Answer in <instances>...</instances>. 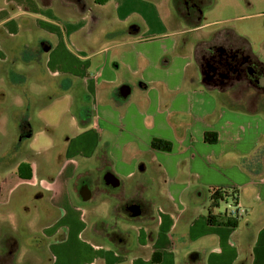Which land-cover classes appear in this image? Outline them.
Wrapping results in <instances>:
<instances>
[{
    "label": "crops",
    "instance_id": "1",
    "mask_svg": "<svg viewBox=\"0 0 264 264\" xmlns=\"http://www.w3.org/2000/svg\"><path fill=\"white\" fill-rule=\"evenodd\" d=\"M113 2L111 24L122 29L105 27L97 38L88 24L94 19L90 8L104 16L100 2L82 0V8L74 0H0V62L19 56L12 53L14 46L19 52L34 50L25 64L42 53L45 70L57 83L53 97H68L71 105L87 109L68 117L62 142L51 147L50 164L47 156L38 157L39 150L25 148L23 156L5 164L12 170L0 174V203L17 214L15 222L2 221L21 238L18 255L25 250L34 264L41 262L36 251L23 247V237L36 234L51 264L63 251L59 244L79 254L63 264H183V259L197 264L190 255L194 242L211 237L216 243L205 253L204 264H235L238 258L240 264H264V224L255 234L252 229L258 204L264 202V109L230 103L196 80L191 44H183L181 35L202 24L189 28L178 23L168 30L159 25L149 2ZM28 35H36L35 40L30 42ZM76 38L82 44L78 51L71 43ZM122 85L130 87L126 96L120 94ZM196 92L208 105L198 111L193 106ZM207 133L214 135L213 141L206 140ZM153 139L168 142L170 148L152 147ZM93 159L105 162L104 168L120 179L118 187H129L138 172L152 178L147 184L153 187L144 197L152 200L154 216L144 223L124 220L129 226H118L122 234H111L115 240L106 238L109 244L92 237V218L86 217L95 212L85 210L72 195L78 190L77 175L89 170ZM23 160L29 170L20 174L17 166ZM221 186L240 190L231 202L244 209L235 227L206 221L209 191ZM197 191H207L204 204ZM109 195L100 198L97 192L93 202L108 198L112 203ZM127 198L131 195L120 207ZM126 233L132 235L131 249L116 242ZM74 238L76 249L65 244ZM153 253L160 259H153Z\"/></svg>",
    "mask_w": 264,
    "mask_h": 264
},
{
    "label": "rangeland",
    "instance_id": "2",
    "mask_svg": "<svg viewBox=\"0 0 264 264\" xmlns=\"http://www.w3.org/2000/svg\"><path fill=\"white\" fill-rule=\"evenodd\" d=\"M74 1L77 3L80 2V4H82V0ZM89 1H91V4L92 1L100 2V6H102L104 9V16H101L100 12L96 11L98 13L97 16H94V19H92L88 24V29L93 30L95 37L99 38L100 32H102L103 28H114L118 26L111 24V11L114 8V2L113 0ZM143 1L149 2L151 4L152 8L147 3L153 15H157L160 18L159 25L162 27L164 26L168 30H172V27H174L175 24H180V21L174 17L171 0ZM83 7L85 8L84 5L82 8ZM202 18L201 27L193 32L194 34H191L194 39L197 37L207 36L210 32L217 29L232 28L237 34L242 35L247 39L248 45L253 52L261 53L264 56V0H214L213 5L204 9L202 12ZM35 37L36 35L27 36L30 42H33ZM239 41L241 43H245L244 40L239 39ZM79 42L80 40L77 38L75 41L72 39V49L78 51V48H82V44ZM32 45L34 46L35 44ZM44 45L45 47H48L46 42H44ZM36 46L34 47L38 51ZM33 53V49H28L24 52H21L20 56L22 58V62L20 59H18L14 66H9L8 69V75L11 81H14L16 78L14 70L27 71L29 73V76L24 83V85L26 84L25 92L29 94V96L26 97L23 94L25 92H23L16 84H11L10 81H8L9 78H6L5 75H1L0 73V154H2V152L12 144L17 143L22 148V151H24L25 148L39 150V152H42L43 155L40 154L38 157L41 159L44 156H47V162L50 164V160L52 159L51 150H53L51 147L53 144L62 142V139L66 133V127L69 124L68 117L72 114L79 115L80 110L84 112L87 109H78L74 105H71L70 99H68V97H50V95H54L56 92V90L52 88V78L47 74V72H45L43 79H41L39 77V69L38 67H35L34 63L28 66L25 64V62L30 61L34 57ZM20 77L26 78L24 75ZM194 98V110L198 111L200 110V107L208 106L207 103L204 105L205 99L203 98L202 93L200 94V92H196L194 94ZM26 129L27 131H24ZM22 133V137L24 136V138L20 137V134ZM13 156L14 154L11 152L10 157ZM16 159H19V157H13L12 160L10 158H6V160L4 159V163H0V174L4 175L6 170H12V166L4 168L7 166L5 164H12ZM82 164L81 167L84 165ZM93 164L95 163H92L91 161L90 166H94ZM122 185L123 181L121 182L120 186ZM206 193L207 191H204V193H202V191L196 192L197 197L203 198V204L207 199ZM192 196L195 198V194ZM231 202V199H228L227 202L221 201L216 210L224 211L230 206H233ZM83 206L85 207V210H94L95 212L93 216L89 215L90 213L88 212L86 219L91 217V220H93L95 216H100L99 218L103 219L110 217L109 210L111 206V199L106 198L95 202H93L91 199L89 203ZM15 215L17 214H15L13 210L11 212V208L4 207L2 203H0V228L1 225L6 224L2 221L4 218H8L7 220L10 222H15ZM198 224L199 223H197L196 227L197 229H200ZM121 226H123V228H127L129 223L123 221L121 222ZM178 229H183L185 232L188 231V228L182 226H179ZM20 243L22 242L20 241ZM65 244L68 246L72 244L74 246L73 248H78V242L75 240V238L70 240V242H65ZM26 245L29 246V244L23 238V247H26ZM59 245L63 248V251L61 252L60 257H58V261H55L54 264H63L64 262L70 263L75 256H79L76 251L65 249L61 244ZM30 249L37 251L31 245ZM35 253L41 258V262L39 264L52 263L45 248ZM203 255L204 253H201L199 256L201 260ZM28 256H30V253H26L25 250H22L16 260L19 263L28 261L34 264ZM32 260L36 262L37 259Z\"/></svg>",
    "mask_w": 264,
    "mask_h": 264
},
{
    "label": "flooded vegetation",
    "instance_id": "3",
    "mask_svg": "<svg viewBox=\"0 0 264 264\" xmlns=\"http://www.w3.org/2000/svg\"><path fill=\"white\" fill-rule=\"evenodd\" d=\"M90 10L93 13H91L92 15L97 16L98 13L95 9L90 8ZM181 24L187 27L183 23ZM120 29H122V27L117 26L114 27L113 31H119ZM192 33L193 32L190 30L184 31L181 35V42L186 45L191 44L196 66V80L206 88L217 92L223 99L230 103L242 106L247 110L264 109V56L261 53L253 52L248 43H241L237 36L226 29H217L210 32L207 36L197 37L196 39L191 36ZM17 47L18 46H14L15 49H13L12 53L21 55L22 51L19 52ZM22 75L29 76V73L27 71H21L19 74L21 81L24 79L20 77ZM63 84V81L59 82V86L62 87ZM52 85L55 89L57 88V83H55L53 79ZM24 131H27V129ZM22 135L23 133L20 134V137L24 138ZM24 151H22L19 144H12L0 154V163H4L7 157L11 160L13 157H21ZM11 152L14 154L13 157H10ZM92 161H95V165L92 167L89 166V170L86 169L85 173H79L74 183L79 187L81 183H85L93 176L91 180H93L94 185H92L91 199L93 200L96 197L97 192L101 193L106 191V194L112 195L111 197H113L115 202L121 198L120 202L116 204L120 207L119 205L123 202V198L125 200L126 195L130 194L128 191L129 187L107 188L98 185L100 174L97 176L96 173L103 171L102 168H104L105 162L98 164L95 159ZM139 173H142L143 177L141 176V178H145V182L150 181V177L147 174H143V172ZM74 183L73 185H75ZM131 204L139 205V215L129 216L130 211L127 207ZM116 209V213H118L102 224L103 231L104 229L106 231L105 238H107V240H115L111 234L107 236L110 226H115L113 230H117L121 222L127 219L136 223L139 221H146L150 219L153 212L149 199L144 196H139V194L132 195L131 200L127 198V202H124V207H120L119 209L116 207ZM97 227L98 226L92 228L90 234H94L93 231H95L94 235L102 233L101 231L97 232ZM117 234H122V232L117 231ZM117 237V245H122L125 249H131L133 247V245L131 246L130 244V239L132 238L130 233Z\"/></svg>",
    "mask_w": 264,
    "mask_h": 264
},
{
    "label": "trees",
    "instance_id": "4",
    "mask_svg": "<svg viewBox=\"0 0 264 264\" xmlns=\"http://www.w3.org/2000/svg\"><path fill=\"white\" fill-rule=\"evenodd\" d=\"M214 3V0H171V5H172V9H173V14L176 17V19H178L181 23H183L184 25H186L189 28L192 27H197L199 25L202 24V12L204 11V9L211 7ZM231 31L235 36H237V38L244 40L245 42L247 41V39L242 36L237 34L234 29L229 28L226 29ZM248 43V41H247ZM39 51H41L39 49ZM41 53V52H40ZM43 54L41 53V55L39 56L38 59H33L31 62H28L26 64H30V63H35L36 67H38L39 69V73H40V78L43 79V76L46 72L45 70V65H44V56H42ZM18 59H21L20 55L15 57V56H10L6 61L4 62H0V73L5 75L6 78H9L8 75V69L9 66H14L15 62H17ZM116 67L121 68V64L120 62H117ZM21 73V71H16L14 70V74L16 75V78L14 81H11L10 78L8 79V81H10L11 84H16L23 92H25V80L27 79V75H25L26 78L23 79V81L20 80L19 78V74ZM54 84V83H53ZM53 86V85H52ZM54 89V87H52ZM26 97L29 96V94H27L26 92L23 93ZM54 95H50V97H53ZM105 136H108V134H106ZM206 140L208 141H213L214 139V135L207 133L205 135ZM106 138V137H105ZM151 146L157 149H163V150H168L170 148L169 143L166 141H163L161 139H153L151 141ZM101 146L100 144L96 147L95 149V154L94 156H96L100 149ZM26 153V151H24V154ZM28 153V152H27ZM23 156V155H22ZM9 158V157H7ZM23 169H27L29 170V163L26 161H22L19 163V165L17 166V173H20V170L22 172ZM21 174V173H20ZM141 176L143 177L142 173H137V175H135L132 183L130 184L128 191L130 193V195H134V194H139V196H144L146 192H148V190H151L153 187L152 184L150 183L149 185L147 184L148 182H145V178H141ZM148 176L151 177V174L149 173ZM144 179V180H143ZM152 178H150L151 181ZM209 196H208V204L206 205V221L208 224L210 225H218V226H227V227H235L237 226L238 220L240 218V216H233L231 214H229L228 212V208L225 209L224 211H218L216 210V208L219 206V203L221 201L227 202L228 199L231 200H236L237 196H239L240 194V190L233 188V187H227V186H221V187H212L209 191ZM73 195V193H72ZM105 196H108V194H106V191H103L100 193V198H103ZM110 196V195H109ZM74 197V196H73ZM113 199V197H111ZM152 198V197H151ZM98 199V198H97ZM74 200L78 203L77 199L74 197ZM99 200V199H98ZM150 204H152V200H150ZM116 207L119 209L120 207L116 206V202L114 201V199L112 200L111 206H110V217L103 219V218H99V217H95L91 222L90 225L88 227L89 233L91 232L92 228H94L95 226H98L97 232L101 231L102 233L99 234H95V231H93L94 234H91L93 238H95L97 241L99 242H107L109 244V242L106 240L105 238V229L103 231L102 228V224L105 223V221L111 219L116 213L117 209ZM152 217L154 216V211L151 214ZM257 215L259 218H257V220H255L253 222V232L255 234L257 228H259L262 224H264V202L260 201L258 204V208H257ZM128 216V215H127ZM128 221H131L129 219H127ZM147 221V220H146ZM146 221H139L140 223H144ZM134 222V221H133ZM113 226L109 227V234H113V233H117L116 230L112 229ZM111 229V231H110ZM96 232V233H97ZM254 235H252L253 237ZM24 240L29 244V246H33L37 251L39 252L41 249L44 248L43 243L39 242V235L36 234H29V235H25ZM31 239V240H30ZM20 236L14 232V230L8 226L7 224L1 225L0 228V264H32L31 262L28 261H24V262H17V254L19 251V247H20ZM216 243V239L214 238H209V237H201L199 238L197 241L194 242V248L192 250V252L190 253V255H192V257H194L195 259V263L197 264H204V258H205V253L207 252V250L209 248H211L212 246H214ZM251 242H249L248 244H250ZM198 246V247H196ZM117 250H120L117 246L115 247ZM199 248H205L204 249V255L202 257V260L199 258V256L201 255L199 253ZM43 251V250H42ZM185 249H182L181 252H184ZM153 259L159 260L160 259V254L159 253H153L152 254ZM242 259L238 258L235 264H240V261ZM183 264H187L184 259H183Z\"/></svg>",
    "mask_w": 264,
    "mask_h": 264
},
{
    "label": "water",
    "instance_id": "5",
    "mask_svg": "<svg viewBox=\"0 0 264 264\" xmlns=\"http://www.w3.org/2000/svg\"><path fill=\"white\" fill-rule=\"evenodd\" d=\"M129 93H130V87L128 85H122L120 87V94L122 96H126ZM96 174L97 176L100 174L98 185H100L101 187L116 188L120 184V179L109 168H104L103 171H101L100 173L98 172ZM92 178L93 176L91 177V179ZM91 179H89L85 183H81V185L78 187L77 192L73 193V196L77 199L78 204L80 205L87 204L91 199L92 185H94V182ZM127 209L130 211L129 216L139 215V205L131 204L129 207H127Z\"/></svg>",
    "mask_w": 264,
    "mask_h": 264
},
{
    "label": "built area",
    "instance_id": "6",
    "mask_svg": "<svg viewBox=\"0 0 264 264\" xmlns=\"http://www.w3.org/2000/svg\"><path fill=\"white\" fill-rule=\"evenodd\" d=\"M228 212L229 214L233 215V216H241L244 212V209L240 206H230V208H228Z\"/></svg>",
    "mask_w": 264,
    "mask_h": 264
}]
</instances>
